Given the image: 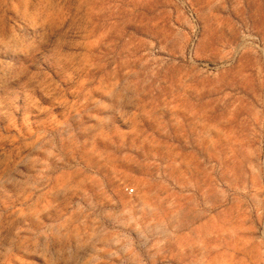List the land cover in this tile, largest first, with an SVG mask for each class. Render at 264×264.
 <instances>
[{"label": "rangeland", "instance_id": "1", "mask_svg": "<svg viewBox=\"0 0 264 264\" xmlns=\"http://www.w3.org/2000/svg\"><path fill=\"white\" fill-rule=\"evenodd\" d=\"M0 264H264V0H0Z\"/></svg>", "mask_w": 264, "mask_h": 264}, {"label": "built area", "instance_id": "2", "mask_svg": "<svg viewBox=\"0 0 264 264\" xmlns=\"http://www.w3.org/2000/svg\"><path fill=\"white\" fill-rule=\"evenodd\" d=\"M133 189H130V192L132 191Z\"/></svg>", "mask_w": 264, "mask_h": 264}]
</instances>
